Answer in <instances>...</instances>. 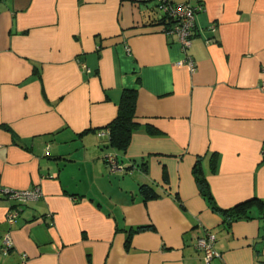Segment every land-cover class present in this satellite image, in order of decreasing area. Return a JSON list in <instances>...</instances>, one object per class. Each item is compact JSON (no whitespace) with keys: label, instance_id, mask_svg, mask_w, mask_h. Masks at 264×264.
<instances>
[{"label":"crops","instance_id":"obj_1","mask_svg":"<svg viewBox=\"0 0 264 264\" xmlns=\"http://www.w3.org/2000/svg\"><path fill=\"white\" fill-rule=\"evenodd\" d=\"M171 1L202 6L186 53L151 2L0 0V186L42 192L13 225L0 199V264H203L207 230L209 264L264 261L257 203L227 226L194 174L219 208L264 200V0ZM124 89L139 127L115 153L97 132Z\"/></svg>","mask_w":264,"mask_h":264},{"label":"built area","instance_id":"obj_2","mask_svg":"<svg viewBox=\"0 0 264 264\" xmlns=\"http://www.w3.org/2000/svg\"><path fill=\"white\" fill-rule=\"evenodd\" d=\"M134 2H150L153 1L155 9L161 15L165 16L166 25H161L162 31L166 34L175 35L180 49L183 53L192 44V37L194 35V15L196 12L202 10L200 4H191L189 2L174 3L171 0H130ZM193 72L195 70V63L191 57L178 62V64L184 63ZM85 67V66H84ZM262 74L264 75V65L261 68ZM88 72V69H87ZM259 89L264 91V77L259 82ZM99 133L98 135H102ZM264 155V150L262 152ZM114 161L113 156H109L108 162L111 164ZM42 197V192L38 187H32L29 189H11L0 186V199L7 198L13 200L18 206L22 204H28L34 202ZM18 208H12L6 213V221L9 225H13L18 216ZM216 236L209 230L204 231L200 236L196 238L195 248L202 253L203 264H209L211 259L219 257V253L214 249V242ZM0 248L4 253H8L12 249V242L9 235L6 233L1 242Z\"/></svg>","mask_w":264,"mask_h":264},{"label":"trees","instance_id":"obj_3","mask_svg":"<svg viewBox=\"0 0 264 264\" xmlns=\"http://www.w3.org/2000/svg\"><path fill=\"white\" fill-rule=\"evenodd\" d=\"M173 2V1H172ZM155 7V4H154ZM165 16L161 15V18H157L156 25H166ZM136 99L137 93L134 89H124L121 93L120 100L117 107V112L114 118L104 127L103 130H99V133H103L102 135H106L108 143L107 147L111 148L115 153H124L130 143L131 136L133 132L139 127L137 122L134 121L135 110H136ZM3 129L8 130L7 126H2ZM104 131V132H102ZM148 131L152 134H157V132L153 128H149ZM110 154H105L103 160L108 161ZM115 158V157H114ZM200 160H197V164ZM200 167H195L194 174L198 179V183L200 185V190L203 195L206 196L210 202L211 208L215 210L221 211L224 216V222L227 226L234 220L239 218L248 217V211L251 207L252 203H257L260 209V213L262 218L264 219V200L257 199L255 197L246 199L242 202L235 204L230 208H219L213 202L212 195L208 189V185L205 181V178L201 176ZM163 180L167 181V176L165 170H163ZM139 192L142 195L144 201L155 199L159 197V194L154 190L151 185L142 184L139 186ZM25 204L20 205L23 207ZM19 207L18 205H16ZM13 206L12 208H16ZM20 207V208H21ZM11 208V209H12ZM146 228L145 226H139L134 230H140ZM131 232V231H130ZM131 234V233H130ZM129 234V235H130ZM256 264H264V261L258 260Z\"/></svg>","mask_w":264,"mask_h":264},{"label":"rangeland","instance_id":"obj_4","mask_svg":"<svg viewBox=\"0 0 264 264\" xmlns=\"http://www.w3.org/2000/svg\"><path fill=\"white\" fill-rule=\"evenodd\" d=\"M151 3H153L154 4V2L153 1H150ZM158 12V11H157ZM199 12V11H198ZM159 13V12H158ZM160 14V13H159ZM166 34V33H165ZM194 36V35H193ZM193 38V37H192Z\"/></svg>","mask_w":264,"mask_h":264}]
</instances>
